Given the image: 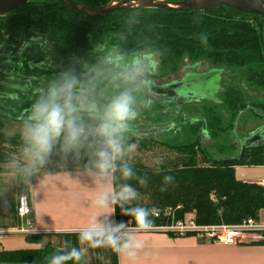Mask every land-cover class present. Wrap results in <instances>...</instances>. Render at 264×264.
<instances>
[{"label":"trees","instance_id":"obj_1","mask_svg":"<svg viewBox=\"0 0 264 264\" xmlns=\"http://www.w3.org/2000/svg\"><path fill=\"white\" fill-rule=\"evenodd\" d=\"M72 1L99 8L119 0ZM1 26L13 35L30 33L54 38L58 55L63 50L65 54L88 55L107 45L126 59L139 53L152 54L161 76L175 73L182 59L193 64L207 62L213 69L239 74L248 88L264 96L262 15L219 7L191 12L130 9L89 17L60 2L32 0L11 11ZM235 81L231 80L220 92L219 104L203 101L204 106L195 112L198 115L195 120L185 118L183 110L176 111L175 103L151 100L150 111L143 112L145 125L149 130L167 129L169 141L125 137L112 119L98 123L103 128L102 136L85 131L84 124L73 120L55 127L33 125L26 118L37 115L34 109L55 111L75 88L60 83L56 87L57 98L48 101L37 98L35 102L22 104L19 113L29 110L23 119H17L19 113L6 115L0 110V175L12 173L18 195L28 198V185L38 176L76 168L110 173L118 227L134 225L139 219H143L144 227H166L183 221L187 215L202 227L235 226L249 219L257 222L259 212L264 210V186L239 181L235 178V167L264 166V143L245 148L234 162L225 161L231 156L209 157L202 145V138L223 140L244 111H250L255 119L264 118V100L248 102L242 86ZM108 82L109 78L90 80L83 89L102 91ZM112 84L114 99H120L127 90L132 100L129 108L147 106L148 101L133 81L120 79ZM219 105L225 114L220 112ZM12 124L26 125V134L22 130L7 133L5 130ZM133 143L138 147L130 152ZM18 148L36 152L28 167L19 163L15 151ZM215 148L229 153L236 145L226 146L223 140V144L215 142ZM166 235L178 237L171 232ZM261 235V240L251 244L264 246V231ZM24 240L34 247L0 251V264H117L120 246L111 231L28 233Z\"/></svg>","mask_w":264,"mask_h":264},{"label":"flooded vegetation","instance_id":"obj_2","mask_svg":"<svg viewBox=\"0 0 264 264\" xmlns=\"http://www.w3.org/2000/svg\"><path fill=\"white\" fill-rule=\"evenodd\" d=\"M8 15L0 17V110H3L2 112L6 115H16L19 113L18 108L27 101L35 102L37 98L48 101L57 98L59 93L56 87L60 83L75 86L55 111L34 109L37 115H29L26 118L33 125L40 123L55 127L66 125L70 120H73L80 125L84 124L87 128L102 133L103 128L98 123L112 119L122 135L138 137V135L144 134L151 128L144 125L140 118H137L134 122L138 125H132V120L136 116L134 113H129V105L132 101L130 91L126 90L121 93L120 99H114L112 96V82L120 79L136 78L141 83V87L150 93L148 83L160 87L182 79L165 81L164 77L157 72L155 64L150 61L152 54L139 53L130 59H126L119 55L113 47L107 45L101 46L100 49L91 51L90 54L85 56H95L105 62L118 64L122 71L108 77L109 82L105 84L102 91L93 88L90 90L83 89V85H86L88 81L94 79L99 81V79L89 76L84 83L81 74L68 72L66 67L65 69L61 68L64 65L78 63L77 59L80 60L81 55L65 54V50L58 55L54 50L57 47L56 40L48 36L30 33L25 35L7 33L1 25ZM144 65H147V71H144L143 74L140 71L145 70V68H142L145 67ZM79 66L81 70L82 64L79 63ZM189 69L190 71L187 74H194L195 69L193 66ZM45 83H48L49 86H44ZM150 94L159 98L161 104L168 103L164 101L163 97L153 93ZM148 104L149 102L146 105ZM28 111L23 109L17 119H23ZM100 111L103 113L102 116L98 114ZM83 112H87L89 115L82 116ZM65 117H69V119L59 123ZM144 122H146L145 118ZM157 128L164 129L162 127ZM165 131L168 130L165 129L162 132Z\"/></svg>","mask_w":264,"mask_h":264},{"label":"crops","instance_id":"obj_3","mask_svg":"<svg viewBox=\"0 0 264 264\" xmlns=\"http://www.w3.org/2000/svg\"><path fill=\"white\" fill-rule=\"evenodd\" d=\"M241 182L261 185L264 178ZM28 201L32 210L31 224L26 226L18 219L12 226L0 225V236H5L3 247H6L5 239L14 234L20 235L15 247L29 245L27 248H33L24 240L25 234L102 232L115 226L110 173L76 168L35 177L28 185ZM263 213L264 210L259 212L257 222H264ZM21 229L28 232H20ZM0 251L12 250L2 248ZM117 264H264V246L251 242L230 246L196 236L138 232L130 234L118 247Z\"/></svg>","mask_w":264,"mask_h":264},{"label":"rangeland","instance_id":"obj_4","mask_svg":"<svg viewBox=\"0 0 264 264\" xmlns=\"http://www.w3.org/2000/svg\"><path fill=\"white\" fill-rule=\"evenodd\" d=\"M150 61L151 63L155 64V68L158 71V66H157V60L155 59V56L150 57ZM78 63H73V65H64L61 66V68L67 69V71H71L73 74H77L80 75L81 74V78L83 79L84 83L87 81L86 79L89 76H94L95 78L99 79V81L104 80V79H108V77L113 76L114 74L121 72L122 69L120 67V65L115 64L114 63H108L103 61L101 58L97 59L95 56H85L83 55L82 58L79 60L77 59ZM79 63L82 64V68L80 70V66ZM112 64V65H111ZM114 66V67H113ZM145 66V65H144ZM147 66V65H146ZM142 67L145 68V70H141L139 68V70H141L140 72L147 71V67ZM195 69L194 71V75H204L207 74L209 71H211L213 69L212 66H210L207 62H199L196 64H193L191 62H189L188 60L182 59L180 62V65L178 67V70L173 73V74H164L163 77L165 79V81H170L173 79L179 80L180 81H174L178 83V86L176 87V92H179L181 94H184L186 96H182L180 97V99L178 100V102L175 104V110L176 111H181L183 110L185 115H183L185 118H190V119H197V114L195 112H197V110H199L202 106H204L203 101H208L209 103H215V104H219V102L217 103V101H219V95L220 92L224 89V87L226 85H228L231 80L233 81L234 78L236 79V83L239 84L240 86H242V89L244 91L245 94V98L248 102H260L262 100H264V96L262 93H260L257 90L254 89H250L248 88L241 79V76H239V74L233 73V72H226L224 70H220V72L217 75V79L215 80V82L213 81V84L211 83L210 80H205V82H200V83H195L193 81H189L187 80L189 74H187L190 71V67H192ZM185 68V70L183 71V69ZM217 70V69H216ZM214 71V69H213ZM210 73V72H209ZM186 74V75H185ZM184 76V77H183ZM129 80H132L135 84L137 89L140 91V93L145 97V99L150 103V101H158L159 98L151 95L150 93H148L144 88H142L141 83L138 81V79L136 78H128ZM173 83V82H172ZM44 86H49L48 83L43 84ZM215 86H217V90L215 91ZM44 89V88H42ZM46 89V88H45ZM212 95L211 98L209 99V95ZM189 95V96H188ZM152 104V103H151ZM150 106L151 105H147L145 106H140V105H135V106H131V108H129V113H134L136 118L134 120H132V125H138L135 124L134 122H136V119L140 118L142 119L141 122L145 125L144 122V111H150ZM172 108V106L170 108H165L166 111L170 110ZM186 109L191 110V112L187 113L185 112ZM103 110V109H102ZM219 110L220 112H222V114H225L224 109L222 106L219 105ZM240 119L237 120L234 129L232 130V132H230L223 140L226 144V146L234 143L236 145V148L233 152H224V151H219L218 149L215 148V142H219L221 144H223V140L219 139L218 141H213V140H209L206 138H202V145L203 147L206 149L207 154L209 157L213 158V159H224L226 157H232V158H237L240 154V149H241V143L243 142V140H245L247 137H249L250 135L254 134V133H260V138L261 141L257 142L256 144H260V143H264V118H254L250 111H244L243 113H241V115L239 116ZM141 122H139V124H141ZM26 125H15L12 124L11 126H9L8 130H5L7 133H12L15 132L17 130H22V134H26L25 132H27L28 127ZM150 131V130H149ZM162 132V131H157V132H153L151 134H140L138 135L139 138L142 137H146L147 139H157L160 141H169V133L166 132V134ZM204 134L207 135L206 131L203 132ZM125 137H130L125 135ZM204 137V136H202ZM138 147V144L133 143L130 148L129 151L130 152H134L136 150V148ZM224 147V146H222ZM16 151V155L17 158L19 159V163L21 165H23L24 167H28L29 162L35 158L37 156L35 151H30V150H25V149H21L18 148L15 150ZM114 153L117 155L118 150L116 147H114ZM136 154H139L138 152H136ZM230 158V159H232ZM228 159V158H227ZM11 171V170H9ZM235 178L242 181L245 179H254V178H264V167H247V166H236L235 167ZM17 184H16V178L14 177V175L12 173L10 174H6V175H0V225H9L12 226L14 223L19 222L18 221V217L15 216V208H16V203H17V198L18 193H17ZM264 215V213H263ZM187 216L184 217L187 218ZM264 217V216H263ZM193 220V219H192ZM20 235H12L9 238L5 239V246L3 247V243L2 241H4L3 239L5 238V236H0V242L2 243L0 246V250H2V248L5 250L6 249H11L13 250L15 249H19V248H27L29 247V245L27 246H23V247H15L16 246V242H18V238ZM2 239V240H1Z\"/></svg>","mask_w":264,"mask_h":264},{"label":"water","instance_id":"obj_5","mask_svg":"<svg viewBox=\"0 0 264 264\" xmlns=\"http://www.w3.org/2000/svg\"><path fill=\"white\" fill-rule=\"evenodd\" d=\"M32 0H0V17L6 14H9L11 11L15 10L21 5H24ZM56 2H60L65 6L71 8L72 10L78 12L79 14L89 16V17H103L114 11L118 10H130V9H168L172 11H200V10H210L219 7H228L235 11L246 13V14H255L264 16V0H177V1H167V0H119L108 3L105 6L99 8H91L88 6L80 5L72 0H53ZM210 72V73H209ZM204 75H194L189 74L187 77L189 81H193L195 83L205 82V80H210L213 84V81L217 79V75L220 70L213 69ZM178 86L177 82H173L167 85H163L160 87L152 86V84L148 83V90L150 93L161 96L164 98L165 102L174 103L178 98L182 96H186L179 92H176V87ZM217 90V86H215V91ZM189 96V95H188ZM211 94L209 95V99L211 98ZM100 116L103 113H98ZM89 113L83 112L82 116H87ZM69 117H65L61 119L59 123H63ZM85 131H88L94 135H101L93 129H89L83 126ZM164 129L157 128L150 131L145 132L146 134H151L157 131H163ZM144 133V134H145ZM102 136V135H101ZM260 133H254L247 137L241 143L240 149V158L245 148L255 145L257 142H260ZM236 158L225 159L226 162H234Z\"/></svg>","mask_w":264,"mask_h":264},{"label":"built area","instance_id":"obj_6","mask_svg":"<svg viewBox=\"0 0 264 264\" xmlns=\"http://www.w3.org/2000/svg\"><path fill=\"white\" fill-rule=\"evenodd\" d=\"M264 186V182L261 183ZM32 210L25 195H20L16 203V216L22 219L26 226L31 224ZM143 219L136 221L134 225L114 226L110 229L116 235V241L122 244L130 234L138 232H167L175 233L177 236H186L193 233L194 236L206 239L212 242H219L224 245H241L262 239L261 232L264 231V222L259 223L251 219L235 226H210L202 227L194 224L192 216L188 215L183 221H179L166 227H144ZM20 232L27 233V229H21Z\"/></svg>","mask_w":264,"mask_h":264}]
</instances>
